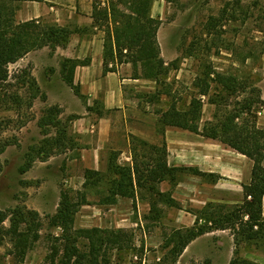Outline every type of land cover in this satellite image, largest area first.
<instances>
[{
	"label": "rangeland",
	"instance_id": "obj_1",
	"mask_svg": "<svg viewBox=\"0 0 264 264\" xmlns=\"http://www.w3.org/2000/svg\"><path fill=\"white\" fill-rule=\"evenodd\" d=\"M51 2L55 7L51 12L61 17L65 6L56 0ZM152 14L162 21L158 38L161 57L169 70L161 84L139 78L138 82H132L125 88L130 102L127 108L133 114L128 117V125L126 123L121 127V134L125 131L136 153H150L141 140L161 145L166 136L161 133L159 113L169 109L173 103L179 110H187L193 96L203 100L199 122L201 128L208 122L221 120L228 110L234 108L236 101L246 98L254 100L253 117L244 113L238 122L242 125L248 123L252 127L255 121L258 126L259 114L264 110L260 102V99H264V0H155ZM210 17L219 18L217 27H207ZM41 22L61 25L48 18L41 19ZM65 26L73 31L91 34L103 29L96 27L94 22L91 26H80L74 17ZM50 49L40 56L32 54L10 65L9 91L24 97L27 89L23 88L17 76L20 69H31L40 88L33 105L17 107L0 100V140L9 139L12 142L1 155L0 211L7 216L0 222V264H49L47 255L51 251V236L62 235L61 227L52 225V217L59 211L63 192H69L75 202L86 199L75 215L76 229H122L133 236L132 248L128 252L110 250L112 264L137 260L136 249L141 248L144 250V262L160 261L164 256H169L166 261L171 262L169 251L172 246L168 241L173 231L194 227L197 213L207 205L203 208L195 206L197 202L193 199L199 198V189L193 176L207 181L214 179L190 170L178 171L174 177L162 181L163 192L175 198L177 206L159 201L155 211L151 202L156 196L153 190H149V184L139 188L135 198L120 197L116 204L102 203L109 195L110 181L115 178L111 169V157L115 155V108L106 110L100 100L89 99L82 94L80 85V95L74 89L70 94L60 89L62 64L67 58L61 52L57 55L56 49ZM209 64L218 72L233 74L238 78L240 86L235 94L216 90V83H213L209 94H199L197 77ZM129 75L135 76L133 66ZM2 86L0 94L3 97L7 92L6 87ZM159 89L162 93L157 96ZM61 95L62 100L59 99ZM52 106L62 110L56 116L58 123L43 127L41 120ZM87 117H91L89 132H80L75 124L83 123V118ZM101 117H111L112 132L102 142L101 164L95 169L85 162L82 153L96 145L98 140L101 141L98 128ZM173 128L179 129L176 132L180 133L185 130ZM176 137L175 134L173 139ZM257 141L264 142V139ZM31 147L38 149L34 152L35 160L28 170L22 171ZM47 150L49 157L45 156ZM140 168H144L143 163H140ZM88 170L98 171L99 174H88ZM155 187L162 191L161 182L156 183ZM223 205L225 212L235 206ZM15 211L27 215L28 221H20ZM16 221H20L17 223L18 231H25L30 239L36 229L40 234L38 240L29 239L30 244L23 256L19 255L15 237L9 232ZM203 223L204 220L200 219L199 224ZM80 240L83 244L89 243L86 238ZM231 262L264 264V238L246 240L239 236L237 240L235 231L231 229L214 230L192 240L178 264Z\"/></svg>",
	"mask_w": 264,
	"mask_h": 264
},
{
	"label": "trees",
	"instance_id": "obj_2",
	"mask_svg": "<svg viewBox=\"0 0 264 264\" xmlns=\"http://www.w3.org/2000/svg\"><path fill=\"white\" fill-rule=\"evenodd\" d=\"M23 1L42 2L44 0H0V86L3 84L2 87H6L7 92L3 97L0 94V100L11 102L17 107H22L24 104L31 107L40 94L37 80L29 67L22 68L17 77L23 88L27 89V95L24 97L19 93H11L9 91L11 86L10 65L17 63L30 52L43 47L48 46L52 49L66 47L74 31L56 23H42L40 19L18 21L16 13ZM154 2L155 0H93L94 25L103 28L105 32L104 73L115 72L119 65L131 63L135 78L154 80L158 84L164 82L169 69L161 57L158 32L162 21L152 14ZM218 20L217 17H210L207 27H217ZM89 62L88 59L81 61L67 58L62 64L63 80L74 89L77 95H80V87L74 81L75 70L77 66ZM197 80L195 84L199 88L200 95L209 94L213 83L217 84L216 90L220 89L229 94H235L240 86L235 75L218 72L210 64L205 65ZM32 91L35 92L32 93ZM161 93L159 89L156 94L158 96ZM260 102L264 105V99H260ZM202 106L203 100L197 96L192 97L191 105L187 110H179L173 103L169 109L159 113L161 133L165 137V129L168 126L180 127L206 138L218 139L251 158L254 161V168L251 183L244 185L245 200L226 212L223 204L209 202L197 213L198 219L194 227L187 230H174L168 241V244L172 246L169 251L172 257L171 262L166 261L169 256H164L160 261L144 262V250L141 248L136 249L138 259H131L125 264H178L179 258L192 240L219 229L235 231L237 240L239 236L246 240L264 238V142L257 141L259 138L264 139V129H260L255 121L252 127L248 123L242 125L238 122L241 114L246 113L247 116L253 117L254 100L246 98L236 101L234 108L228 110L221 120L217 119L216 123L208 122L203 128L199 124ZM61 111L58 106L49 107L46 110V116L41 120V126L53 124L56 126L58 123L56 116ZM141 141L143 147L149 149L148 155L146 152L143 155L136 153L133 145L131 164H118L116 153L114 157H111V169L115 178L110 181L109 195L102 200V203L116 204L120 197L135 198L137 190L149 184V190H153L156 196L151 202L152 210L155 211L159 201L177 206L178 202L175 198L157 189L155 184L174 177L178 171L190 170L194 174L216 179L214 174L201 172L197 168L169 166L166 160L167 143L165 139L161 145ZM11 143L9 139L0 140V174L3 171L1 155ZM36 150L38 149L31 147L27 152V162L22 171L31 167L35 160ZM45 156L49 157V150L46 151ZM140 163H143L144 168H140ZM87 173L99 174L98 171L91 170ZM61 198L59 211L52 217V225L61 227L62 235L51 236V251L47 255L49 264H112L109 255L111 249L124 253L132 248L133 236L126 230L99 227L76 229L74 227L75 215L79 206L86 203V199L75 202L69 192H63ZM15 213L19 215L20 221H28L27 215L23 212L15 211ZM6 216V213L0 211V222ZM200 219L205 223L199 224ZM20 221H16L9 232L15 237L19 255L23 256L30 240H38L40 234L36 229L30 239L25 231L19 232L17 223ZM81 238H86L89 243L83 244Z\"/></svg>",
	"mask_w": 264,
	"mask_h": 264
},
{
	"label": "crops",
	"instance_id": "obj_3",
	"mask_svg": "<svg viewBox=\"0 0 264 264\" xmlns=\"http://www.w3.org/2000/svg\"><path fill=\"white\" fill-rule=\"evenodd\" d=\"M51 1L21 2L16 13L17 20L29 21L48 18L65 26L69 19L74 17L80 26L93 25V0H56V2L62 3L65 8L68 7V9L63 8L64 12L61 17L51 12V9L55 8L50 4ZM104 42L105 32L103 29L97 34L74 31L67 46L57 47L55 51L57 55L61 52V55L65 58L90 60L87 64L77 66L74 81L80 85L82 94L89 97V99L100 100L106 110L115 108V153L118 155L117 163L120 165L131 164L133 157L131 141L124 134L125 131L124 135L121 134V127L126 123L128 125V117L133 114V111L127 108L130 102L126 96L125 88L129 87L128 85L132 82H138L139 78L129 75L132 69L131 63L119 65L115 72L104 73ZM50 50L49 47H44L39 51L30 52L25 57L32 56V54H39L40 56ZM61 82L60 89L68 94L73 92V88L69 87L63 80ZM58 93H62L61 90ZM59 99H63L62 95ZM90 120L91 117H87L83 118V123H76L77 130L80 132L87 130L89 132ZM258 126L264 127V110L259 114ZM98 128L101 141L98 140L96 145L82 153L85 162L90 163L95 169H98L101 164V154L104 148L102 142L112 132L111 117H101ZM166 129V160L169 166H189L197 168L201 172L215 175L214 178L216 179L214 181H207L196 175L193 176V180L198 182L197 188L199 189V191L197 190L199 198L193 199L195 203L197 202L195 204L197 208H203L209 202L227 205H238L244 202V185L250 184L252 181L254 161L251 158L219 140L206 138L201 134L190 131L185 133V130H183V133L176 132L179 129L173 128V126ZM175 134L177 137L173 139ZM122 135L124 136L123 142L120 141ZM161 187L164 191L163 182H161Z\"/></svg>",
	"mask_w": 264,
	"mask_h": 264
}]
</instances>
